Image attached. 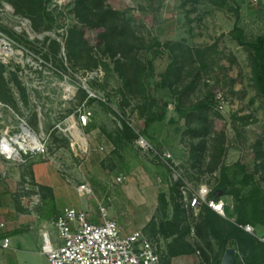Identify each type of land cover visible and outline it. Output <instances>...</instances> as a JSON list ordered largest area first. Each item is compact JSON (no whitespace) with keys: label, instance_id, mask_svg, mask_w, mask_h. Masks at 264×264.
Wrapping results in <instances>:
<instances>
[{"label":"rangeland","instance_id":"obj_1","mask_svg":"<svg viewBox=\"0 0 264 264\" xmlns=\"http://www.w3.org/2000/svg\"><path fill=\"white\" fill-rule=\"evenodd\" d=\"M12 1L15 0H0V31L62 72L32 78L20 68L15 70L14 65L0 62L4 65L8 100L1 96L0 99L35 129L41 121L46 129L50 128L53 122L70 113V108L63 107L61 82L65 80V74L73 72L85 75L102 70L104 73L99 87L109 92L112 105L124 118L102 103L94 101L92 105L118 148L123 143L120 133L126 130L133 141L131 147L135 149L134 141L139 132L144 133L141 125H145L150 114L145 110L146 103H157L151 105L152 111L158 110L166 101L174 104L172 108L168 106V112L176 116V123L161 122L153 128L152 134L161 139L166 132L172 136L177 133L181 138L179 156L168 163L152 153L134 156L138 166L133 169V181L138 182L140 189L135 190L137 195L131 197L132 201L125 200V207H121L125 222L141 224L154 214L153 221L158 224L164 213L157 198L158 191L166 193L172 203L171 189L175 182L181 181L182 185L188 182L194 187L207 184L213 189L220 182L223 166L229 168L228 174L241 188V194L248 195L254 188H259L264 195V95L254 81V53L248 46L257 37L264 36V0H85L92 7L98 5L116 11L118 30L125 29L122 36L118 35L119 31L81 19L77 14L83 10L77 8L78 0H43L41 17L39 13L17 12ZM26 22L36 35L35 39L26 30L19 32L20 26L26 28L23 24ZM235 27L243 30L240 39L234 32ZM73 30L80 32L81 37L77 39V47L71 49ZM155 42L161 43L159 54L155 53ZM122 63L127 67L122 68ZM119 67L121 71L128 70L125 77L142 76L140 93L128 90ZM170 68L175 71L165 83L167 85L162 86L163 74ZM174 91L184 92L182 106L187 111L184 116L177 112ZM210 96L213 98L211 105L198 107L199 102ZM218 96L224 98L226 107L223 111L217 107ZM8 113L11 114L8 117H14V113ZM113 116L120 119L121 125ZM15 122H19L16 117ZM158 142L151 143L157 148ZM49 152L43 160L59 166L77 186L86 174L84 163L92 158L100 161L103 156L91 150L85 157L77 145L59 135L50 140ZM110 155L115 156L118 166L122 165L124 156H120L119 149ZM130 161L134 160L130 157ZM239 165H245L251 176L248 185L240 183L244 174ZM13 166L24 176L13 179L5 168L6 163H2L0 168L6 175L0 171V191L8 189L12 195H19L26 178L32 180L31 165L27 162L13 163ZM117 169V165L110 168L106 163L101 170L113 180L118 176ZM165 173L167 183L163 179ZM121 187L122 184L117 183L112 189L120 190ZM98 196L102 198L104 194ZM108 196L111 200L105 198L107 203L104 201V204L118 211L116 205L122 206L123 202L118 200L116 204L113 193ZM8 197L2 193L3 200ZM227 197L230 205L237 207L236 200ZM92 201L98 208L96 218L100 219V207L95 199ZM170 208L171 204L167 210ZM257 230L264 233L260 226Z\"/></svg>","mask_w":264,"mask_h":264},{"label":"built area","instance_id":"obj_2","mask_svg":"<svg viewBox=\"0 0 264 264\" xmlns=\"http://www.w3.org/2000/svg\"><path fill=\"white\" fill-rule=\"evenodd\" d=\"M19 27V32L26 30L32 39L36 35L27 23ZM0 62L14 65V69H21L27 77L37 75H50L62 73L53 67L48 60L33 54L26 46L19 44L13 38L0 31ZM50 68V69H49ZM50 70V71H49ZM36 75V76H35ZM104 73L102 70L90 71L85 75L73 72L65 74V80L61 82L63 107L70 108L65 118L53 122L50 128L40 122L39 128L35 129L25 117H20L10 105L0 99V165L5 162L27 163L29 158L40 155L46 158L49 155L50 140L54 135L69 140L77 145L87 157L91 151L87 140L85 129L95 118V109L92 102L102 103L115 113L120 114L112 105L109 92L102 90L99 86L103 83ZM81 91L83 96L81 95ZM217 107L223 111L226 107L224 98L218 96ZM174 107L170 103L169 108ZM8 111L14 113V117ZM123 118L124 116L120 114ZM15 117L18 123L15 122ZM113 118L120 123L116 116ZM132 125L129 121H126ZM121 125V123H120ZM122 127V126H121ZM84 135L87 147H84L77 132ZM137 145L152 153L162 162L168 163L173 155L168 150L159 151L153 144L138 133ZM113 145H100L98 150L107 153L112 150ZM124 181V176H118L116 182ZM182 186L183 207L191 218L199 216L202 209L207 206L220 214L226 216L225 210L228 203L222 199L212 196V188L207 184L197 187L185 182ZM23 191L31 193L32 204L41 202L40 186L33 180L26 178ZM78 191L83 195L92 193L88 182L78 186ZM110 201V199H108ZM101 221L91 222L85 211H78L74 207L65 209L57 220L53 221L58 234V241L53 242L50 233L43 231V252L50 264H162V257L166 248L163 237H151L141 230H133L126 233L118 221L110 216L108 207L104 202L99 203ZM4 226V223L0 224ZM246 232L256 236L264 243V233H259L257 228L251 224H239ZM3 247L10 246L9 238H4ZM242 264H247L242 260Z\"/></svg>","mask_w":264,"mask_h":264},{"label":"crops","instance_id":"obj_3","mask_svg":"<svg viewBox=\"0 0 264 264\" xmlns=\"http://www.w3.org/2000/svg\"><path fill=\"white\" fill-rule=\"evenodd\" d=\"M94 109L95 118L85 129L91 150L101 154L102 152L98 150L100 145H113L114 148L107 153H102L103 156L101 157L100 161L92 158L88 162L86 161L87 163H84L86 174L83 175L84 179L82 183L88 182L92 189V193L89 195L81 194L78 191V186L75 185L74 180L70 179L67 174L61 172L62 170L59 168V166L53 165L49 161H44L42 156L36 155L29 158L28 163L31 165L30 175L32 180L40 186L41 202L39 204H32L30 192L23 191L19 195H12V191L8 189L0 191V224L4 223V226L0 225V264H50L47 256L43 252V231H48L53 242H57L59 239L57 231L53 226V221L57 220L61 213L69 207H74L78 211H85L88 215V219L91 222L99 223L101 218H96L98 208L95 207V204L92 203V200L95 199L97 201V205L108 199L111 200V198L108 196V193L114 194L113 199L115 203L118 200L123 202L122 206H119L117 204L118 202L116 203L118 211L111 205H109L108 208L110 216L118 221L126 233L133 230H141L143 233L151 237L155 238L157 236H161L165 239L166 248L162 257V264H212L214 260L221 254V247L219 241L213 237V235L210 233V229L208 228H205L203 232L199 229L201 233H196L194 226H192L190 232L185 235V239L192 243L193 246H200L204 248L208 253L209 261L204 259L199 250L190 254L170 256L168 253V244H172L173 239L177 237V234L165 238L162 236V234L155 233L157 232L156 230L159 229L160 221L158 224H156L154 230L148 226L149 222L154 219V214L146 218V220L141 224H129L123 220L121 207H125V200H127V202H129V200L132 201L131 197H135L137 195L135 190L140 189L138 182L133 181V169L138 166V162H135L134 156L136 157V155L140 154L148 155L149 153L141 149L136 144V140L134 141L136 144H134L135 149H133L131 147L132 139L126 130H124L125 132L120 133L123 143L121 148H118L114 142V138L112 139L108 130H106L108 127L102 123V120L99 119L100 117L97 116L98 111L96 107H94ZM99 113L101 112L99 111ZM171 119H175L177 121L176 116L169 114L168 112L166 118L163 121H156L149 128L146 127V124L143 126L140 124L144 129V133L139 132V134L143 135L150 142L160 141L161 143L158 142L157 144V149L159 151L168 150L172 153L175 159L177 156H179L178 147L180 145H178V142L181 139L180 136L177 133L172 136V133L166 132L164 136L161 137V139H158L152 134L153 128L157 127V125L161 122L166 121V123L168 122L173 124ZM78 137H80L81 141H83L81 135L78 134ZM85 142L87 144L86 139ZM117 149L120 151V156H124V158H121L122 160L124 159L122 161L124 165L122 163V165L118 166L115 156L110 155L111 152H114ZM130 157L134 161L129 162ZM178 161L180 162V160ZM5 163V168L7 171H9V175H13V179H21V177L24 176L18 167L13 166V163ZM106 163L110 165V168H114L115 165H117L118 169L116 173L118 176H124L123 182H116V178L118 176L112 180L111 175H108L107 172L101 170L104 169ZM0 171L3 176L6 175V171L2 170V168H0ZM163 179L165 180V183L168 182L166 173L164 174ZM163 179H160V182H163ZM117 183L122 184L121 189L113 190L112 188ZM2 193L3 195L7 194L9 196L7 200L2 199ZM160 193L162 192L158 191L157 193L158 201ZM216 193L218 194L216 197L220 196V198L224 199L228 203L230 209H233L234 205L233 207L230 205L227 197L232 195H222L223 193L221 191ZM101 194H104V197L100 198L98 196ZM180 201L182 204L184 203L183 194ZM170 204L171 208L170 210H167L166 219L168 220H171L174 214V207L172 206L173 204ZM203 209L198 217L190 218V221H193V219L199 221L200 218H205L204 216L206 211ZM232 209L230 211L231 217L225 216L220 219L224 232L229 231L230 227L228 221L235 222L236 213ZM164 217L165 216L163 215L162 219H164ZM4 238H9V247L2 246ZM227 248H235L236 253H239L236 247L228 245ZM223 255L224 254H222V257ZM239 264H242V262Z\"/></svg>","mask_w":264,"mask_h":264},{"label":"trees","instance_id":"obj_4","mask_svg":"<svg viewBox=\"0 0 264 264\" xmlns=\"http://www.w3.org/2000/svg\"><path fill=\"white\" fill-rule=\"evenodd\" d=\"M16 7L17 12L37 14L43 10V0H15L12 1ZM92 3V2H91ZM77 8L82 7V13L78 11V16L81 19H84L89 24L95 23L96 26H104L109 27L112 31H119L118 24L116 23V15L118 14L116 11L105 9L103 6H94L92 7L85 0H78ZM79 10V9H78ZM94 17H98L95 18ZM42 22V19H40ZM125 29L120 30L118 35L122 36ZM234 32L238 39L241 38L243 34V30L241 28L235 27ZM81 37V33L77 30H73L72 36L70 39L69 47L74 49L77 47L78 41L77 39ZM241 41V40H239ZM108 43H110L108 41ZM111 44V43H110ZM126 44L129 45L128 41ZM155 53H160L161 43L155 42ZM248 46L252 49L254 53L253 59V67H254V81L258 88L261 90L264 95V36L257 37L256 41L251 42ZM130 47V46H128ZM198 55H200V50L197 51ZM121 60H119V63ZM127 67L126 63H122L121 67ZM129 68V67H128ZM120 71L121 68L119 67ZM151 70L153 68L151 67ZM4 65L0 63V96L4 100H8L7 91L5 89L6 80L3 77ZM172 68H170L165 74H163V83L162 86H166L168 80H170L171 74L174 72ZM123 76L127 74L128 70L124 69L121 71ZM16 79V76L14 75ZM126 87L129 91L134 93H140L142 86V76H138L137 78L130 77L129 75L125 77ZM176 108L177 112L184 116L187 111L182 106V99L184 92H176ZM126 100L125 98H123ZM213 103L212 96L206 98V100L198 103V107H203L206 105H211ZM155 105L157 103L152 102V104L146 103V109L149 110L150 114L146 117V127H150L156 121H163L168 113V106L170 104L169 101L164 102L161 106H159L158 110L152 111L151 105ZM150 108V109H149ZM139 109V108H138ZM144 109L141 110L142 114L144 113ZM140 110V109H139ZM172 123H176L175 119H171ZM129 129V126L126 125V129ZM241 172H243V178L240 180L242 185H248L250 183L251 176L246 172L245 165H239ZM228 169L226 166L221 168V179L218 185L213 188L211 195L215 196L216 192H222V195L230 194L236 200V206H234V212L236 213L235 222L228 221L229 223V231L224 232L222 229L221 220L224 216H221L211 208L205 206L203 210H205V218L199 219V221L194 220L190 221V216L188 215L186 209L183 207L182 202L180 201L182 198V193L180 190V185L182 182H175L172 185L171 193L174 195L172 198V204L174 207V214L171 220L167 218V210L169 206V200L167 198L166 193L162 192L159 194V203L161 207L164 208L163 215L165 216L159 222V229L156 230L155 233H160L165 238H168L171 235L177 234V237L173 239L172 244H168V253L170 256L181 255V254H190L194 253L197 250L200 251L201 255L205 260L209 261L207 251L200 246H193L192 243L188 242L185 239V235L190 232L191 227L194 226L195 232L199 233V229L203 230L205 228L210 229V233L219 241L221 247V254L217 257L212 264H221L222 254H224L228 245L232 247H236L239 253H236V264H239L245 261L247 264H264V243L261 242L256 236L246 232L244 229L239 227V224H251L256 228L260 226L264 228V195L259 188H254L250 194L243 195L241 194V188L235 185V181L229 176ZM217 198H220L218 196ZM230 207L227 206L225 213L227 217H231ZM153 230L156 227V222L153 219L148 224ZM201 233V232H200Z\"/></svg>","mask_w":264,"mask_h":264},{"label":"water","instance_id":"obj_5","mask_svg":"<svg viewBox=\"0 0 264 264\" xmlns=\"http://www.w3.org/2000/svg\"><path fill=\"white\" fill-rule=\"evenodd\" d=\"M218 194L215 193V196ZM221 264H236V250L235 248H227L221 260Z\"/></svg>","mask_w":264,"mask_h":264},{"label":"bare ground","instance_id":"obj_6","mask_svg":"<svg viewBox=\"0 0 264 264\" xmlns=\"http://www.w3.org/2000/svg\"><path fill=\"white\" fill-rule=\"evenodd\" d=\"M25 22V21H24ZM27 23V22H26ZM78 133H79V135H81L82 136V138H83V141L85 142V138H84V136L78 131L77 132V135H78ZM82 141V143H83V145H84V147H87V144H86V142H85V144H84V142Z\"/></svg>","mask_w":264,"mask_h":264}]
</instances>
